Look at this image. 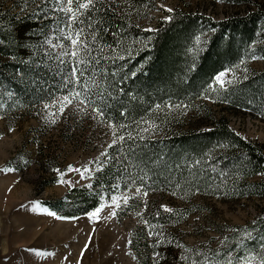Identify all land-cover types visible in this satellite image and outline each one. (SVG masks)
<instances>
[{
    "label": "trees",
    "instance_id": "obj_1",
    "mask_svg": "<svg viewBox=\"0 0 264 264\" xmlns=\"http://www.w3.org/2000/svg\"><path fill=\"white\" fill-rule=\"evenodd\" d=\"M122 1L120 6H115L110 2L95 0L94 5L84 10L73 25L77 30H83L80 39L87 44V59L91 61L82 66L87 68L83 79L95 80L100 86L99 90H103L102 106L107 119L127 125L122 133H117L126 136L125 142L110 148V156L118 155L126 169L129 163L152 162L151 166L144 164L145 167L141 168L153 174L151 178L154 181L149 180L153 187L143 183V191L154 189L175 193L182 189L190 197L194 193L213 195L231 189L236 198L245 195L264 197V182L249 179L263 173L264 153L258 145L245 141L232 131L223 117L205 129L175 132H168L169 127L163 129L164 124L174 120L167 108L176 103L184 104L181 110L185 111L193 105V100L202 97H208L225 109L259 110L258 106L264 100V86L259 93L255 86L264 83V69L251 72L247 77H239V81L235 80L231 87L220 88L210 83L214 73L242 56L245 61L251 56L264 58V35L258 43L252 33L256 26H264V9L226 16L216 21L202 14L176 10L168 13L171 19L159 20L153 31H145L140 21L146 16L145 6L153 8L152 1ZM11 6L17 12L0 8V71L4 77V89L12 94L6 105L14 104L16 109L29 112L40 103H51L59 92L74 88L73 84L67 83L72 61L65 56L61 62L53 55L63 51L62 46H67L69 42L62 36L58 37V52H53V49L56 51L55 46L50 49L44 45L52 29L56 33L60 29L65 32L70 29L65 28V14L55 11L49 0H16ZM149 35L152 39L148 42L145 38ZM196 36L200 37L199 43ZM135 39L138 43L140 41L142 48L135 46ZM197 44H202L204 49L196 52L194 48ZM190 46L195 52L188 55ZM81 55L85 53L81 51ZM134 72L135 76L132 75ZM93 91L98 89L94 88ZM215 93L218 96L215 97ZM205 112L208 113L207 110ZM150 125H153L156 133L165 134L150 137L148 131L142 130ZM128 132L134 139H127ZM167 145L170 146L168 149ZM156 148L161 152L155 154V158L152 150L157 152ZM185 151L197 154L199 161L195 166L199 169L212 163L216 175L232 167L233 171L228 170L227 183L219 186L220 189L209 191L207 183L204 185V180L198 179L193 170L188 169L182 161L176 162L175 159ZM211 156L214 158L210 159ZM228 158L232 159L230 163L226 161ZM157 159L159 161L154 163ZM122 160L127 163H122ZM168 160H174L176 166ZM188 162H192L189 157ZM136 167L140 168L139 165ZM131 174L135 178L139 173L133 171ZM183 177H191L192 181L182 182ZM134 183L136 188L141 186L140 182ZM174 195L179 196L180 193ZM98 202V191L72 187L60 198L43 201V204L56 215L67 217L89 212ZM171 210L165 212L152 208L144 216V222L173 228L190 213L189 207L175 206ZM225 237L228 238L225 241L227 248L211 259L226 264V254L231 252L233 264H238V259L240 264L243 256L256 250L260 243L261 246L264 244V212L254 221L232 228ZM143 245L147 247L145 242ZM187 257L190 258L189 255ZM175 259L172 255L163 257L160 252V264H174ZM192 260L186 261V264Z\"/></svg>",
    "mask_w": 264,
    "mask_h": 264
},
{
    "label": "rangeland",
    "instance_id": "obj_2",
    "mask_svg": "<svg viewBox=\"0 0 264 264\" xmlns=\"http://www.w3.org/2000/svg\"><path fill=\"white\" fill-rule=\"evenodd\" d=\"M15 1L0 0V8L15 13L17 9L14 10L11 6ZM102 1L113 3L115 6H120L123 2L122 0ZM151 1L153 8L149 9L145 6L146 16L140 21L142 29L154 30L159 20H167L168 13L176 10L202 14L216 21L226 16L243 15L253 10L264 9V0ZM49 2L55 11L59 10L55 0H49ZM161 4L173 11L160 9ZM49 32L44 45L51 47L50 49L55 46L56 51L53 49V52H58L60 44L57 39L62 34L60 31L56 33L53 29ZM252 33L253 39L259 43L263 40L264 26H256ZM145 39L149 42L152 36L149 35ZM134 41L135 46L143 47L139 45L140 41L139 43L137 39ZM202 44L195 46L196 52L204 49ZM191 52L195 51L190 46L187 54ZM53 55L57 56L55 53ZM253 57L256 58L253 59ZM263 69L264 58L251 56L245 61L242 56L214 73L210 84H214L215 76L222 71L228 73L224 78L226 80L233 79L234 73L236 78L234 82L239 81V77H247L251 72H259ZM2 75L1 72L0 169L11 168L14 171L7 173L0 171V264H154L157 251L161 252L163 257L169 255L176 257L174 264H186V261L178 259L181 254L189 255V260L203 261L204 264H224L221 260L216 261L211 258L220 255L227 248L225 235L234 227L244 226L254 221L264 212V197L245 195L236 198L231 189L226 193L218 191L213 195L194 193L190 197L187 196L189 193L182 189L175 192L180 193L179 196L174 195V192L154 189L148 190L146 196L143 192L137 194L133 181L141 183L139 176L146 174L147 178L143 183L153 187V184L149 182V180L154 182L151 178L153 174L141 169L145 167L144 164L151 166L152 162L129 163L130 166L126 165L131 168L129 170L121 164L118 155L110 156L108 144L113 139L111 129L106 122H101L99 118L94 119L95 114L90 108L82 110L83 105L73 103L65 108L62 115L59 114L57 101L69 95L72 92L71 89L59 92L51 103H40L37 108L29 112L22 111L16 109L14 104L6 105L12 94L4 89ZM233 84L225 87H231ZM214 86L220 87L216 84ZM263 86V82L255 86L258 93ZM216 96L218 95L215 93ZM192 104L190 108L184 109L185 111L181 110L185 107L184 104L176 103L167 108L171 111L174 120L164 124L163 129L169 127L168 132L205 129L219 117H223L232 131L245 141L258 145L264 153V100L257 111L246 108L225 109L224 106L218 105L208 97L197 98ZM46 105H48L47 108ZM177 105L180 107H176ZM205 110L208 111L207 114ZM52 113L57 115L53 117ZM145 128L149 129L147 133L152 138L165 134L156 133L153 125L145 126ZM169 147L167 145L166 149ZM105 151L108 153L107 157L101 156V153ZM152 152L155 157V154L161 151L157 149L155 152L153 149ZM218 154H215L216 157ZM196 155L191 151H185L175 160L182 161L188 169L194 171L198 179L204 180L203 184L207 183L209 191L213 188L220 189L219 186L227 183L228 170L233 171L232 167L216 175V169L212 168L210 160V166L197 168L195 164L199 160ZM187 156L192 159L191 163L188 162ZM213 158L214 156L210 157V159ZM97 160L99 163H91ZM126 161L128 162V159ZM126 161L122 160V163ZM158 161L157 159L154 163ZM226 161L230 163L232 159L228 158ZM172 163L176 166L174 160L170 164ZM69 165L74 168L88 166L93 169L90 174H86L90 175V178L81 180L78 173L71 172L63 179L71 181L75 187L98 191L97 206L103 204L105 207L97 217L90 219L86 215L97 206L84 214L59 216L64 219H56L46 214L45 210H50L43 201L60 198L72 188L68 184L58 183L60 173L67 172ZM137 165L140 168H137ZM133 171L139 173L135 178H132ZM127 173L128 176H126ZM190 178L183 177L181 181L191 182L192 178ZM171 179L175 180L173 177ZM249 179L264 182V174H255ZM113 195L121 198L119 208H115L114 205L109 206ZM123 196L129 197L126 205L123 202ZM33 202H39L40 207L35 210L30 208L29 205ZM145 205H147L146 208ZM162 205L169 209L175 206L189 207L190 213L173 228L152 222L145 224L144 216L148 210L155 207L163 210ZM113 210L116 212L115 215L111 214ZM155 233H162L163 245L157 244L159 238ZM143 242L147 247L143 245ZM85 245H87L86 250H84ZM258 248L243 256L240 264H247L245 258L248 257H255L253 264H261V260H264V244L261 246L260 243ZM29 249L54 253V255L37 256L28 251ZM185 249L189 251L185 252ZM82 250H84L83 253ZM226 256L229 259L233 254L229 252ZM206 257H209L211 261H205L209 259Z\"/></svg>",
    "mask_w": 264,
    "mask_h": 264
},
{
    "label": "snow or ice",
    "instance_id": "obj_3",
    "mask_svg": "<svg viewBox=\"0 0 264 264\" xmlns=\"http://www.w3.org/2000/svg\"><path fill=\"white\" fill-rule=\"evenodd\" d=\"M95 0H55V3L58 6L59 11L63 12L66 17L67 23L65 24V28L70 29L69 31L65 32L63 29H60L61 34H62V39L68 41L67 46H62L64 48L63 51L57 54V58L63 62V57L67 56L71 61L72 65L69 70V78L67 80V83L73 84L74 88L72 92L69 95L64 96L63 98L59 99L57 101V104L59 105V114H63L64 110L66 107L69 105H72L73 103L83 105V109H88L90 108L92 113L95 115L93 118H99L101 122H107L108 126L111 129V134H112V141L111 143L108 144V148H112L116 146L118 143H123L126 140V136L124 134L117 135L118 132L122 133V130L127 128V125L124 124H117L113 121H110L107 119L104 111V92L103 90H99L100 86L99 84L95 81H88L84 80L83 77L85 75V72L87 71L86 66L87 64L91 63L90 60L87 59V44L84 43L80 37L82 35L83 30H77L76 28L73 27L78 21V18L80 15H83L84 10H88L91 6L94 5ZM75 5V7H73ZM160 9H164L165 11L171 12L173 11L170 8H166L165 5L161 4L159 6ZM55 10V9H54ZM166 19H171V17H167ZM145 31H153L152 29H145ZM197 42H200V37H197ZM50 43V41H49ZM81 51L85 53V55H81ZM120 59H123L124 57H119ZM256 57H253L255 59ZM133 76L136 75V73H132ZM228 75L227 72L222 71L218 73L215 78H214V84L219 85L221 88L225 87L226 85H230L233 83V80L236 79L235 75L233 73V79L226 80L224 79ZM212 87V86H210ZM98 89V91H93V89ZM213 90H215L213 88ZM46 108L48 105L45 106ZM176 107H180L177 105ZM157 108H159V105H157ZM57 113H52V116L55 117ZM123 115V113L121 114ZM52 122L54 123L55 120L53 119ZM143 123H148V121H142ZM138 124L140 122H137ZM149 129L145 128L143 131H148ZM143 139V137H140ZM127 139H134L132 136L131 132L127 133ZM108 153L102 152L101 156L107 157ZM91 163H99V161H93ZM0 171H3L5 173L14 171V169L11 168H4L0 169ZM60 171V170H56ZM93 171L91 167L85 166L83 168H74L73 166L69 165L67 172H61L60 177L58 179V183L62 184H68L70 187H75L74 184H72L71 181H66L63 179V177L71 172H76L79 174V177L81 180L90 178V174ZM264 174V173H262ZM141 180V186L136 188V193L141 194L143 192V195H147V191H143V182L147 178L146 174L143 176L138 177ZM134 182V181H133ZM175 194V193H173ZM111 205L109 206H115V208H119L121 205L119 203V200L121 199L120 197H117L115 195L111 196ZM124 204L126 205L128 203L129 197L123 196L122 197ZM30 208L35 210L36 208L40 207L39 202H33L29 205ZM105 205L101 204L97 206L93 211L86 213V215L91 219L93 217H97L98 214L103 210ZM147 205H145V208ZM165 212H171L172 210L167 208V206L162 205L161 206ZM46 214L51 215L55 217L56 219H64L63 217H59L56 215L54 212H50L45 210ZM112 215H115L116 212L115 210L112 211ZM137 215H140V213H137ZM77 219V218H73ZM146 224H148L147 221H145ZM150 227H155L152 225H149ZM155 235L159 238L157 239V244H162L164 243L162 239V233H155ZM248 237L250 238V233L248 234ZM227 237H225V241H227ZM177 247H182L181 245H177ZM87 245H85L86 250ZM82 250V253L83 251ZM28 251L33 252L37 256H42V257H48L51 255H54V253H49L41 250H35V249H29ZM185 252L189 251L187 249L184 250ZM199 255V254H198ZM160 253H155V258H154V264H160L159 261ZM178 259L181 261H188L189 257L181 254ZM247 264H253V260H255V257H248L245 258ZM191 264H204L203 261H197V260H192ZM226 264H233L232 259L229 258ZM238 264H239V259H238ZM261 264H264V260H261Z\"/></svg>",
    "mask_w": 264,
    "mask_h": 264
}]
</instances>
